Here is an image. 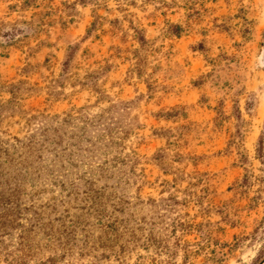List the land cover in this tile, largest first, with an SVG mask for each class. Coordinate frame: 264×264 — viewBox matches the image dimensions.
<instances>
[{
    "label": "rangeland",
    "instance_id": "374dc122",
    "mask_svg": "<svg viewBox=\"0 0 264 264\" xmlns=\"http://www.w3.org/2000/svg\"><path fill=\"white\" fill-rule=\"evenodd\" d=\"M0 188V264H264V0H0Z\"/></svg>",
    "mask_w": 264,
    "mask_h": 264
},
{
    "label": "trees",
    "instance_id": "16d2710c",
    "mask_svg": "<svg viewBox=\"0 0 264 264\" xmlns=\"http://www.w3.org/2000/svg\"><path fill=\"white\" fill-rule=\"evenodd\" d=\"M81 3H85L86 0H78ZM94 25L89 29L88 35L91 34L93 31ZM173 28L175 29H181L177 25H173ZM140 42L144 43L145 39L141 36L139 37ZM77 49V47H73L70 49V53L68 54V58L71 59L73 57L74 51ZM20 190L14 189V190H4L0 188V245L4 244V238L6 236H11L13 232H20L19 239H20V249L22 251V256L18 257L16 260L25 261V259L29 258V256L32 253L33 250V236L35 233V225L32 221L33 219L27 218V216L24 214H27L28 212L32 211L31 208H28L24 206L20 202ZM34 220L35 222H39L40 215L36 211ZM26 217V218H24ZM27 220L29 224H25L23 220ZM149 246H155L157 249L165 248L163 246V241L158 240L156 237H154L151 234H149V237L147 239ZM50 262H53V258L49 260Z\"/></svg>",
    "mask_w": 264,
    "mask_h": 264
}]
</instances>
